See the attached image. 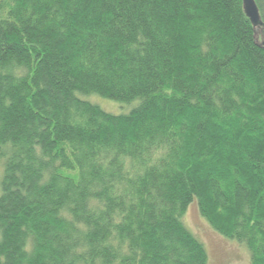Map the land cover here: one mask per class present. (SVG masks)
Returning <instances> with one entry per match:
<instances>
[{"label":"trees","instance_id":"obj_1","mask_svg":"<svg viewBox=\"0 0 264 264\" xmlns=\"http://www.w3.org/2000/svg\"><path fill=\"white\" fill-rule=\"evenodd\" d=\"M263 42L242 0H0V264H207L193 203L264 264Z\"/></svg>","mask_w":264,"mask_h":264},{"label":"rangeland","instance_id":"obj_2","mask_svg":"<svg viewBox=\"0 0 264 264\" xmlns=\"http://www.w3.org/2000/svg\"><path fill=\"white\" fill-rule=\"evenodd\" d=\"M85 98L113 114L127 113L137 105V100L126 104L99 95H89ZM182 219L185 226L204 245L207 253V264H248L249 252L245 244L225 238L216 232L200 215L195 203L188 206Z\"/></svg>","mask_w":264,"mask_h":264},{"label":"water","instance_id":"obj_3","mask_svg":"<svg viewBox=\"0 0 264 264\" xmlns=\"http://www.w3.org/2000/svg\"><path fill=\"white\" fill-rule=\"evenodd\" d=\"M243 8L246 16L254 26H260L264 28V23L260 20L258 8L254 2V0H242ZM264 46V42L262 43Z\"/></svg>","mask_w":264,"mask_h":264}]
</instances>
